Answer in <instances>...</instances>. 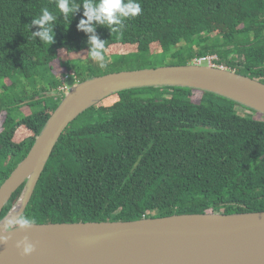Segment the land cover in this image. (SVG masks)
<instances>
[{"label":"trees","instance_id":"obj_1","mask_svg":"<svg viewBox=\"0 0 264 264\" xmlns=\"http://www.w3.org/2000/svg\"><path fill=\"white\" fill-rule=\"evenodd\" d=\"M138 2L142 13L122 32L95 25L108 64H78V83L157 53L178 58L175 65L216 55L218 65L264 83V0ZM56 3L0 0V187L63 100L69 59L89 58L92 34L77 27L84 9L64 19ZM43 8L56 17L52 45L31 36ZM260 211L264 114L211 92L147 87L112 95L70 124L21 218L48 224Z\"/></svg>","mask_w":264,"mask_h":264},{"label":"water","instance_id":"obj_2","mask_svg":"<svg viewBox=\"0 0 264 264\" xmlns=\"http://www.w3.org/2000/svg\"><path fill=\"white\" fill-rule=\"evenodd\" d=\"M187 87L215 93L264 114V83L222 67L172 65L113 72L79 82L48 119L28 155L0 187V264H264V211L151 217L135 221L35 224L13 221L25 213L59 139L80 115L121 91ZM36 246L23 256L25 237Z\"/></svg>","mask_w":264,"mask_h":264},{"label":"clouds","instance_id":"obj_3","mask_svg":"<svg viewBox=\"0 0 264 264\" xmlns=\"http://www.w3.org/2000/svg\"><path fill=\"white\" fill-rule=\"evenodd\" d=\"M56 6L64 19H68L70 16L72 17L80 7L84 9L83 16L86 17V19H81L77 27L80 31L92 34L89 37L90 50L88 56L93 62H97L100 68L107 67V48L106 42L101 41L98 36L94 34L96 31L95 25L106 26L112 33L122 32L125 28L126 20L137 17L142 13V8L138 0H82V4L79 5L76 4L74 0H72V2H70V0H57ZM55 19L56 17L47 8H43L41 10V15L33 18L31 23V26H39L40 30L31 33V36L33 38L38 37L41 44L52 45L55 42L53 27ZM208 56L216 57L213 61L214 65H209L208 62H206L207 65H203L205 62L201 64L197 62V60ZM217 60L218 57L216 55H207L194 59L191 64L227 68L218 65ZM67 92L68 91H66V93ZM13 223L18 224L21 229L29 230L33 228L36 221L28 217L19 218L13 221ZM5 242H7V239L0 237V243ZM16 247L22 250L23 256H30L36 251V246L27 236L22 241L17 242Z\"/></svg>","mask_w":264,"mask_h":264},{"label":"rangeland","instance_id":"obj_4","mask_svg":"<svg viewBox=\"0 0 264 264\" xmlns=\"http://www.w3.org/2000/svg\"><path fill=\"white\" fill-rule=\"evenodd\" d=\"M117 50L119 53L130 51V50H120V48ZM109 52L111 54L113 53L112 50H110ZM69 60H70V70H71L69 72L70 75L74 73L76 74L78 72V64L82 63V65H88L89 62H92L90 58H86V57L74 59L75 61H72V59H69ZM178 61H179L178 58L171 57L167 53L165 54L157 53L156 55L148 59H141V58H137L136 56H133L131 59L126 61L124 64L109 66L108 70L113 72V71H133V70H141V69H149V68H158V67H163V66L175 65ZM68 63L69 61L67 60L64 61V64H68ZM203 65H207V63L205 62L203 63ZM56 66L57 64H55V67ZM71 66L73 69L71 68ZM71 77L72 78L66 81V84L68 87L72 89L75 85L78 84V81L76 79L77 78L76 75L74 76V78H73V75Z\"/></svg>","mask_w":264,"mask_h":264},{"label":"built area","instance_id":"obj_5","mask_svg":"<svg viewBox=\"0 0 264 264\" xmlns=\"http://www.w3.org/2000/svg\"><path fill=\"white\" fill-rule=\"evenodd\" d=\"M214 59H216V57H214V56H208V57H204V58H201V59L197 60V62H198L199 64H201L202 62H208L209 65H214V64H213ZM65 79H68V77H66ZM61 90H62V91H64V90H65V91H68V86H67V84H64V86L61 88Z\"/></svg>","mask_w":264,"mask_h":264}]
</instances>
